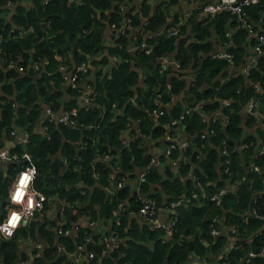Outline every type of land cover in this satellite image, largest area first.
<instances>
[{
    "label": "trees",
    "instance_id": "1",
    "mask_svg": "<svg viewBox=\"0 0 264 264\" xmlns=\"http://www.w3.org/2000/svg\"><path fill=\"white\" fill-rule=\"evenodd\" d=\"M6 2L7 0H0V14L6 13L4 7ZM113 3L114 0H80V5L76 6L68 3V0H52L48 6L44 7L42 0H31L32 6L16 7L10 24H6L0 18V36L2 37L0 42V148L3 147L4 138L8 139L9 133L14 128L21 127L22 131L29 134L28 145L15 147L10 150V154L27 153L31 156L36 168L34 189L48 198L56 196L70 206L65 213L68 225L78 222V219L85 214L90 215L92 221L99 219L104 223L118 215L119 205L128 198V190L123 187L121 190L115 191L113 196H106L104 189L110 185L109 176L115 173L119 178L127 179L128 174L142 170L148 165L151 157L141 147L143 138L149 136L150 133L149 116L145 112H147L146 109L151 108V97L159 87L162 92L160 94H163L167 100L164 87L166 81L164 75L159 72L158 63H154V60L172 52L175 40L159 38L156 44L154 41H147V46L153 44L151 57H147L141 51L134 52L135 57L126 54L125 38L128 33L126 36H120L114 47L105 46L103 44L105 28L112 25L118 27L123 21L119 14V8ZM263 5L264 0L257 5L245 8L244 14L249 23L253 25L254 31L264 35ZM151 13L154 14L149 20L148 28H145L144 31L155 33L156 29L164 25V14L162 9L152 10L147 4V0H143L141 14L146 17ZM212 19L214 21L211 24L215 25L221 44L223 46L229 43L232 45L228 54L233 57V63L237 67H241L248 56L245 49L242 48V44L246 45L252 39L248 38L249 35L243 29H236L231 39L226 37L225 25L229 21L231 27L238 25L237 18L234 16L220 13ZM138 20V15L131 17L133 28L135 26L138 28V23H140ZM29 28H32L33 32L20 37L19 30L24 31ZM200 28L201 26H198V29L196 27V32L201 40L204 37ZM141 42L142 39L139 44ZM185 43L181 40L178 47V57H182L184 62H187L189 56L196 57L199 51L205 52L209 49L208 44L200 47H197V44L186 47ZM74 44H78L79 49L74 48ZM105 51L108 55L121 56L123 59L122 63L116 64L112 68L107 77L103 76L101 70L108 60L106 58L97 62L93 60L94 57L100 56ZM56 56L62 57L68 67L87 64L90 61V67L97 77V96L94 98L91 108L76 113L75 128L63 125L55 126L54 123L43 120L45 134H35L33 130L42 120L44 107L57 112L64 106L67 113L75 108L74 104L70 107L61 101L60 89L63 75L58 72L59 63ZM131 58L136 63V67L141 71L148 72V77L143 83V90L137 89L136 94L132 88L137 83V77L130 71L128 64L132 60ZM45 62L47 64L43 65ZM222 62H204L202 70L199 71L201 73L197 75V87L201 83L209 84L218 76L225 68L224 61ZM39 64L40 71L35 74L31 71V67ZM9 65L23 67L24 73L20 74L14 69H8ZM174 82L173 92L184 88L183 83ZM238 82L236 80L224 85L220 99L226 96H236L234 94ZM252 83L264 85V58L258 62L257 70L251 72L249 84ZM157 93L159 92L157 91ZM241 94L243 95L239 96L237 100L243 104L252 95V91L246 90ZM209 98L211 97L209 96ZM258 98L264 99V96ZM113 106H116L123 114L118 115L116 111H113ZM136 106L138 109H135ZM260 106L264 113L263 100H261ZM100 109L104 111L103 120H100ZM176 109L171 112V115L167 113L164 116V123L178 117L181 108L176 107ZM234 109V115L230 118L231 124L226 129V137L218 127H214L216 135L214 142L216 145L220 144V147L222 142L225 143L226 148L230 149V154L233 153L234 146L247 136L243 128L244 123L246 122L245 129L248 133L253 132L254 129L251 121L246 120L242 114L240 116V108L235 106ZM189 121L193 129H201L196 116ZM132 122H137L140 138L135 139L130 148H123L121 137L132 126ZM96 123L100 124V131L103 132V136L99 140V132H83L82 130L81 133L80 125L85 128L87 125ZM163 130L151 129V138L163 136ZM226 138L232 140L233 144L231 145ZM246 141L248 142V140ZM158 143L159 141H157V145ZM199 147L204 148L206 156L195 175L199 177L200 183L206 186L207 179L208 181L218 179L219 172L216 170V164H218L219 157L214 149L209 145L206 146V142H199ZM173 153L174 156L175 153L178 154L177 152ZM251 154H253V149L244 155L246 157L245 164L249 159H253ZM104 155L117 157L112 161V168L99 161ZM237 157L236 154L232 156V171L234 172H231L230 175L233 182L238 183L239 191L230 194L229 198H224L221 208L205 201L204 204L208 206L204 209L193 206L186 210H177L176 227L169 240L163 238V233L160 231L152 232L148 228L131 229L125 247L114 254L113 258L119 259L120 264H188L192 253L205 258L216 256L222 251L226 238L212 239L209 226L211 219L222 217H225L226 224L235 225L241 232L245 230V233L243 231L240 234V237H245L244 240H248L246 236L256 234L251 244H237V250L229 256L230 264H245L242 263V259L249 251L258 254L264 247V230H261V222L257 219L245 221L238 217L249 208L252 191L262 192L264 190V159L256 160L262 171L261 175H256L248 168L247 172L242 166L239 168ZM6 168V176L0 172V199L3 200L7 197L11 182L19 170L18 166L14 164L7 165ZM187 171L188 168L182 169L180 173L184 174ZM165 174L167 180L163 183L160 182L161 177L157 171H153L147 177L146 183L140 188V194L129 198L130 207L127 214L129 211L138 212L142 206V196L158 183H162L161 192H158V195L154 193L149 195V200L156 202L158 206L182 196H188L195 190L194 181L181 184L176 174H173L171 170H166ZM181 176L185 177V175ZM78 185L86 189L85 197L80 195ZM208 190L210 193L214 192V188ZM124 215L125 213L120 220L123 225V219L126 218L125 216L122 219ZM2 220L3 218L0 217V223ZM52 224L50 222V227ZM36 225V222H31L28 228L19 230L12 240L2 243L0 261L3 264H19L26 258L22 254L19 255L17 242L21 238H32V231ZM117 228L120 233V226L116 225L113 228L112 225V231ZM39 232L48 243L49 248L45 251V259L50 261V264H73L66 256L60 254L51 232L45 234L42 229ZM88 236L86 232H82L75 242L69 238L59 237V243L65 248L66 254H71L78 245L84 243ZM188 242L192 244L191 249L187 245ZM149 244H151L150 247ZM89 249L95 257L99 256L102 250V248L93 247ZM40 261L36 260L34 264H45L44 261ZM223 263H225L224 259L220 261V264ZM103 264L111 263L104 261ZM251 264H264V258L256 259Z\"/></svg>",
    "mask_w": 264,
    "mask_h": 264
},
{
    "label": "built area",
    "instance_id": "2",
    "mask_svg": "<svg viewBox=\"0 0 264 264\" xmlns=\"http://www.w3.org/2000/svg\"><path fill=\"white\" fill-rule=\"evenodd\" d=\"M52 0H42V5L48 6ZM128 1V0H127ZM126 0H114V5L119 8V14L122 16L126 14V17L123 19L120 26H111L112 32L119 38L120 36H125L128 30L132 27L131 17H135L138 15V19H144L145 16L141 14V7L130 11V5L127 4ZM194 3L205 2L207 0H190ZM262 0H212V3L203 6L201 11L205 15L206 18L212 19L216 15L220 13H228L237 18L238 25L237 29H243L247 32L250 38H255V44L252 48L250 55L246 57L245 63L240 67L239 74L247 85V91H252V95L248 97L243 104L238 103L235 100H226L223 101L219 99L222 103V113L219 116H213L212 119L209 120L210 126H206L208 131L205 132L199 139V142H208L209 146L214 150H218V164H216V170L219 172L217 174L218 181L217 184L214 185V192L210 193L208 189H206L201 183L199 177L195 175L196 170L194 166L189 170L188 173H191L188 177H192L195 182V190L192 191L188 196H182L179 199H175L173 201H169L164 203L162 206H158L156 202H142V206L140 207L137 216L140 217L142 221V225L146 226L149 231L157 232L160 231L163 233V238L169 240L174 233L177 217L176 212L180 209H188L190 207L196 206L200 209L203 207H207L204 202L208 201L210 204H213L215 207H222V201L226 198H229L230 194L239 191L238 183H234L232 177L230 175L233 166L232 156L234 154L238 155L237 160L239 161V168L242 166L247 172V168L256 175H261L262 171L256 162V160L264 159V113L261 111V100L258 97L264 96V85L262 83H252L249 84V77L251 72L257 70L258 62L264 58V35L260 32L254 31L253 25L249 23V21L245 18L244 9L257 5ZM68 3L73 5H80V0H68ZM7 7L11 6L16 8L17 6H32L31 0H7ZM149 19L143 22L141 27V31L144 32L145 28L149 26ZM14 29V28H13ZM180 24L175 23L170 27H167L162 34H148L145 36L147 32H144L145 40L138 45L136 51L143 52L147 57H151L153 54V44L147 46V41H154L156 44L157 39H168L176 38L179 34ZM33 32L32 28L27 30H19L20 37L27 36ZM228 39H231V35L226 34ZM2 41V37L0 36V42ZM135 51V52H136ZM214 60L227 61L229 63H233V57L227 53L217 54L212 57ZM56 60L59 63L58 72L62 74L63 80L67 82L68 88L73 92H78L80 89L78 87L82 78L88 74L90 71V67L86 64H80L77 66L68 67L66 66V61L60 57L56 56ZM125 63H127L125 61ZM32 65V64H31ZM8 69H14L18 73H24L23 67H17L16 65H9ZM31 71L37 74L40 71V64L33 65L31 67ZM29 71V70H28ZM94 95L91 99H86L85 104L87 106L93 105L94 98L97 96V93L94 92ZM160 94H156L154 97H159ZM237 95H243L238 93ZM235 106L240 108L241 112H244L246 120L251 121L254 126L253 132L248 133L245 129V124L243 128L245 130V134L247 135L245 138L240 140L238 144L234 146L233 153L230 154L229 150L226 148V144H223V147H219L218 149L214 148L216 143L214 140L216 139L214 127H218L221 132H226V129L231 124V117H233L235 112ZM190 111L186 112L188 115ZM163 115V112L153 110L151 116L160 117ZM53 111L48 109L46 111V118L50 123L59 124L67 127H74L76 123L74 119L76 118V113L69 112L66 113L58 122L54 121ZM185 115L178 116L172 123L169 129H165L167 135L165 136V143L167 146L164 150L159 148L157 145V140L151 138L150 136L144 137L143 142L145 143V147L142 148L147 149L148 151L156 152L159 154L160 158L156 157L150 161V166L141 172L139 177V191L141 185L146 183L147 177L158 169L160 171L171 170L173 174L179 172V167H186V165L192 163L193 165L197 163L196 168L199 169V165L204 162L205 153L204 148H200L199 153H192L189 150L187 143H182L177 145L175 143L174 130L176 127L183 124L185 119ZM218 125V126H215ZM221 125V126H220ZM46 129L42 125V133L45 134ZM137 131V130H136ZM169 131H171L169 133ZM22 133H16L11 131L9 136L12 138V149L15 147H26L29 143V134L25 131ZM261 136V137H260ZM137 138H140V134L138 132ZM253 139V140H252ZM248 140V142L246 141ZM254 141V142H253ZM258 144V145H257ZM253 149V159H249L245 164L244 157L247 152ZM173 152H177L178 154L174 156ZM117 157H113V155H104L99 161L108 165V163L114 160ZM231 158V159H230ZM241 163V164H240ZM0 164L7 166L14 164L18 166L19 170L17 174L14 176L11 185L8 189V205L6 206V213L2 222L0 223V239L4 242L12 240L16 236V233L23 229L28 228L29 224L36 219V216L43 214L46 212L47 207L50 205L58 204L59 206V234L64 238H78L80 233L85 232L86 229H91L94 226V221L91 220L90 215H82L78 222L68 225L65 213L70 206L64 203L62 200H59L56 196H52L50 198L46 197L43 193L38 192L34 189L33 183L36 178V168L31 160V156L27 153H23L21 155L18 154H10L7 151H0ZM201 171V170H200ZM187 173V174H188ZM113 176V177H112ZM110 177V187L107 188L108 195L113 196L115 191L121 190L125 184V178H119L115 173ZM23 177H27L24 185H21L20 181ZM96 177V176H95ZM112 179V182H111ZM185 177L180 176L179 182L184 183ZM219 182V184H218ZM264 186V183H263ZM17 191L23 193V197L19 199H14L16 197ZM139 195V193H138ZM225 198V199H224ZM31 201V203H29ZM122 205L119 206V213L113 219L110 220L111 225L116 226L119 225V221L117 218L126 213L124 208H121ZM13 216L18 217V219L13 220ZM240 219H244L245 221L248 219H257L261 222V230H264V190L262 192L252 191L250 196V206L247 210L243 211L242 214L238 217ZM210 236L212 239H221L226 238L225 243L223 244V249L216 256L205 258L200 257L194 253H192L189 257L188 264H220L221 260H225L223 264H230L229 256L237 250L236 246L238 243H245L247 245L251 244L253 238L256 234L246 236L248 240H244L245 237H240L241 230H238L235 225L226 224L225 217L213 219V222L210 220ZM226 224V226H224ZM215 229L216 233H212V230ZM241 238V239H240ZM118 239L112 231L106 236H100L97 240H95L93 248H102L99 256L94 255L92 251L88 248L90 253L84 254L85 248L82 245H78L75 250L77 252L73 255V261L76 264H88L94 261L96 258L100 257L105 259V257H109L110 255L116 253L119 249ZM119 240V239H118ZM244 240V241H243ZM112 242V243H111ZM42 250L40 245H37L34 252ZM25 259L20 261L19 264H31L30 259L35 258L34 253L30 255H25ZM264 258V247L260 250L258 254L249 251L245 256H243L242 263L251 264L252 261L256 259ZM0 264H3L0 261Z\"/></svg>",
    "mask_w": 264,
    "mask_h": 264
},
{
    "label": "crops",
    "instance_id": "3",
    "mask_svg": "<svg viewBox=\"0 0 264 264\" xmlns=\"http://www.w3.org/2000/svg\"><path fill=\"white\" fill-rule=\"evenodd\" d=\"M142 1L143 0H128L127 4L130 5L129 12H131L134 9H137L138 7L139 8L142 7ZM210 3H212V0H207L205 2H200V3H194V2H191L190 0H147V4L151 7L152 10L162 9V12L165 18L164 25H162L161 27H159L158 29L154 31L156 32L155 35L162 34V32H164L165 29L167 27H170L172 24H175V23L180 24V30H179L178 36L176 38H169V40H175L174 49L172 50V52L165 54L162 57H159L154 60V63H158L159 68H160L159 72L161 75H164V79L166 81L165 82L166 85L164 87H165V93L167 96V100L164 98L163 94H160L162 93L161 87H159L158 89H156V91H154L153 97H151V100H152L151 108L149 110L146 109L147 112H145L149 116L148 118V124L150 128L149 136L150 137L152 136L151 129L152 130L153 129L163 130L164 128L169 129L170 127H172L171 123L175 120V118L174 120L172 119L173 121L170 120L168 123H164L163 118L167 113L171 115L172 111L177 110L176 107L177 108L180 107L181 112L177 116L185 115L186 117L183 121V124L180 126L178 125L176 127L177 129L174 130V133H175L174 141L175 143H178L177 145L182 144V143H187V146L189 148L188 151L192 153L200 152L199 139L205 132L208 131V128L211 123L209 122V120L212 119L213 116L221 115V113L223 112L222 103L218 100L221 97L220 93L223 92L224 85L230 84L231 82H235L236 80L239 81L238 84L236 85L235 94H234L237 97L236 96H226L224 98H221V100L223 101L227 100L225 98H228V100L238 101L237 99L240 95H237V94L238 93L241 94L245 92L247 89V85H248L244 82V79L241 77L242 75L241 76L239 75L241 74L240 67H237L234 63H229L227 61H224L225 68L218 76H216L211 81L212 83L211 82L209 84L201 83V85H198L197 87V83H196L197 75L199 71L202 70L203 63L206 61L222 62L221 60L219 61L214 60L212 59V57L217 54H223V53L228 54L232 46L230 43L227 44L226 46H223L221 44L216 27L214 24H211L214 21V19L211 20V19L206 18L203 12L201 11V8L203 6H206ZM4 7H5L6 13L0 14V18H2L6 24H10L12 21V14L14 13V10L16 8L11 7V6L7 7V5H5ZM263 9H264V5H263ZM263 13H264V10H263ZM153 14L154 13L148 14V16H146L144 19H141L140 23H138L139 24L138 28L137 26H135V28H133L132 26L128 30L127 38H125L126 39L125 52L127 50V53H126L127 55L129 54L130 56L135 57V55L133 54L136 51L141 39L143 41L145 40L146 35L153 33L151 31H144V32H147L144 36L143 34L144 32L141 31L143 22L151 18ZM125 17H126V14H123L122 18L124 19ZM198 26H201L200 30L203 31L204 39L200 40L198 38V33L196 32V30L198 29ZM225 28H226V31H225L226 34H229L231 36L234 35V32L237 29V27L235 26L231 27L230 21L225 25ZM248 38L250 40L252 39L253 41H255L254 37L253 38L248 37ZM117 39L118 37L115 35L114 32H112L111 27L105 28L104 37H103V44L105 46L114 47ZM181 40L186 42L185 43L186 47H189L195 44H197L196 45L197 47H200V46H204L208 44L209 49L205 50V52L199 51L196 57L189 56L187 62H184L182 57L181 58L178 57V53H179L178 41H181ZM251 41H248L246 45L245 43L242 44V48L245 49L244 51H246V54L248 55H250L252 48L254 47V43H255ZM94 58L93 60H95L96 62L99 60H103L105 58L108 60V63L104 64L101 70L103 76H106V77L110 75L112 68L115 67L116 64H120L123 62L122 61L123 59L121 58V56L114 57V55H108L107 51H105L100 56L94 57ZM46 64L47 63L45 62L43 65H46ZM128 64H129L130 71L134 73V75L137 77V83L132 88V91L136 94L137 89L143 90V86H144L143 83L145 82V79L148 77V72L141 71L138 67H136L137 65L133 61V59ZM86 65L90 67V61ZM174 81L183 83L184 88L179 91L176 90V92H173L174 87H175ZM67 85H68L67 82L63 80L62 87L60 89L61 101L64 105L67 104L70 107L74 104L75 108H72L70 112L77 113V112H80L81 110L86 111L87 108L92 107V105L87 106L85 104V100L91 99L92 96L94 95L93 93L96 92L97 77L94 74V70L91 67H90V71L88 72V74L84 76L81 82L79 83L78 87L80 90L78 92L73 93V91H71ZM157 91L159 93H157ZM156 94H160L159 97L157 96L155 98L154 96ZM209 96L211 98H209ZM238 103L240 102L238 101ZM113 108H114L113 111H116L118 115L123 114V112L119 111L118 108H116V106H113ZM135 109H138V107L136 106ZM47 110L48 108H45V107L43 108L42 120L38 123L37 126L34 127V130H33L35 134H40V132L42 133V121L45 120L46 118ZM153 110L161 111L163 112V115L157 118L155 116H151ZM187 111H190L188 115H186ZM66 113L67 112L64 110V106L61 107L59 111L53 112L54 121L58 122ZM243 113L244 112L240 111V116L241 114L243 116ZM103 115H104V111L100 109V120L101 119L103 120ZM195 116L198 118L200 126H201V129L199 130L193 129L192 124L189 121V119ZM244 124L246 125V122ZM54 125L59 126V124H54ZM206 126H208V128ZM215 126H218V125H215ZM75 127L76 126L70 127V128H75ZM79 128L81 132L82 130L83 132L84 131L86 132L93 131L96 133L99 132L98 140L99 138L103 136V132L100 131L99 123H96L90 126L87 125L85 128L82 125H80ZM164 130L162 131L164 132V135L163 136L161 135L162 136V137L160 136L161 138L160 137L154 138V139H157V141H159L158 147L162 148V150H164L167 145V143L163 141L165 140L164 138L167 135V133ZM12 131L19 133V134L22 133L21 127L14 128ZM170 132L171 131H169V133ZM221 133L224 136L226 135L225 134L226 132H221ZM137 136H138V124L137 122H132V126H130L123 133L121 137L122 147L130 148L133 142L135 141V139H137ZM226 140H228V142L231 145L233 144V141L230 140L229 138H226ZM12 142L13 141H12V138H10V136H8V139L4 138L3 147L0 148V151L10 152V150H12L13 148ZM208 144L209 143L207 142L206 146ZM221 146H223V142L221 143ZM228 150L230 151V149ZM215 151L216 153H218V150H215ZM146 154L151 157V160L155 159L156 157L160 158L159 154L156 152L148 151ZM63 162L65 163V160ZM195 165L197 166V163H195L194 165L190 163L186 165V167H179V172L176 173L178 181L181 175H185L184 183H186L187 181H193L192 177L190 178L188 177L191 174L188 172L189 170H191L193 166H194V169L198 172V169L196 168ZM106 166H109L110 168H112V162L110 161L108 165ZM149 166H150V162L148 163L146 167H144V169L136 170L134 173L128 174V177L126 179V184L124 186L128 190V198L126 199L125 202H122L120 204L122 205L121 208H124L126 212L125 215L122 217L123 219L126 216V218L123 219L124 225H123V222L122 223L120 222L121 218L120 217L117 218V221H119V226H120L119 229H121L120 233L118 232V228L112 231V225L110 221H107L106 223H104L102 220H99V219L95 220L94 226L91 229L85 230V232L89 236L82 244V246H84L85 248L84 254L90 253L88 251V248L93 247L95 240H97L100 236H106L107 234L109 235L111 231L119 239V240L118 239L116 240V242L117 241L119 242V245H118L119 249L116 251V253H118L125 247L127 240L129 239L128 234L131 231V229L133 230H137V228L141 230L145 228L147 229L146 226L142 225L143 223L140 217L137 216L138 212L133 213L129 211L128 214L127 212L130 207L129 198L131 196L133 197L134 195H137L138 193L140 194L138 182L140 180L139 177L141 175V172L144 171ZM187 168H188V171L186 173L184 174L180 173V170L187 169ZM6 169H7L6 166L0 164V172H3L4 176H6ZM155 170L159 172L158 169H155ZM165 171L163 170L159 172L160 174L159 176L161 177L160 182L162 183L167 180ZM113 174L114 173L110 174L109 181H110V177ZM202 176L205 177L204 174H202ZM217 181H218L217 178L214 181H208L207 179V182H206L207 184L206 186L205 185L204 186L206 189L214 188V185L217 184ZM111 182H112V179H111ZM162 183H158L157 186L156 185L155 187L153 186L147 193H145L142 196V202L150 201L149 195L151 193L158 195V192H161ZM78 186H79L78 189L80 191V195L82 197H85L86 189H84L83 186H80V185ZM104 192L106 193V196H109L107 188L104 189ZM162 196L164 198L163 194ZM7 197H8V192H7ZM7 197L4 199L6 200V203L4 204L3 216L1 218H4V215L6 213V206L8 205ZM0 200H3V199H0ZM82 208H83V205H82ZM58 212H59L58 204H54V205L49 204L46 212L44 213L45 215L40 214L39 216H36V219L33 221V222H36L37 225L32 231V234H33L32 238L28 237V238H21L20 241L18 240L17 244L19 248V255L22 254L24 257L25 255H30L32 253H34V256L36 255L35 258L30 259L31 264H34L36 260H41V261H44L45 264H50V261H47L45 259V251L49 248L48 243L45 240L44 236L40 234L39 232L40 229H42L45 234L46 233L50 234L51 232L54 235V242L56 245H58L60 254L63 253L64 256H66L67 258L71 257L70 259L68 258V260L71 261L73 264H76L73 261V255L77 252V250H74L71 254H66L65 248L62 246V244L59 243V237H62V236L59 234V213ZM50 222L53 223L52 227H50ZM69 239H71L72 242L76 241V238L74 237L73 238L70 237ZM2 243H4V241L0 239V246L2 245ZM37 245H40L42 250L34 252ZM150 246L151 244H149V247ZM114 254L110 255L108 258L105 257V259L98 257L94 261L88 264H103L104 261L106 263H111V264H120L119 259L113 258ZM124 264H129V263H124Z\"/></svg>",
    "mask_w": 264,
    "mask_h": 264
},
{
    "label": "water",
    "instance_id": "4",
    "mask_svg": "<svg viewBox=\"0 0 264 264\" xmlns=\"http://www.w3.org/2000/svg\"><path fill=\"white\" fill-rule=\"evenodd\" d=\"M179 42L180 41H178V44H179ZM74 48L79 49L78 44H74ZM5 203H6V200H0V217L3 216V207H4V204ZM187 245H188L189 249H191L192 244L191 243H188ZM61 255L64 256L63 253H61ZM68 258L70 259L71 257H68Z\"/></svg>",
    "mask_w": 264,
    "mask_h": 264
},
{
    "label": "snow or ice",
    "instance_id": "5",
    "mask_svg": "<svg viewBox=\"0 0 264 264\" xmlns=\"http://www.w3.org/2000/svg\"><path fill=\"white\" fill-rule=\"evenodd\" d=\"M27 180V177H23L20 181L21 185H24L25 181ZM23 197V193L17 191V194H16V197H14V199H19V198H22ZM29 203H31V201H29ZM13 220H16L18 219V217L16 216H13L12 218Z\"/></svg>",
    "mask_w": 264,
    "mask_h": 264
},
{
    "label": "rangeland",
    "instance_id": "6",
    "mask_svg": "<svg viewBox=\"0 0 264 264\" xmlns=\"http://www.w3.org/2000/svg\"><path fill=\"white\" fill-rule=\"evenodd\" d=\"M141 147H142V148L145 147V143H144V142L142 143ZM219 147H220V144L214 145V148H215V149H218ZM144 151L147 152V149H144ZM204 208H205V207H203L202 209H204ZM211 221L213 222V219H211ZM224 226H226V224H225ZM212 233H213V234H214V233L217 234V231H216L215 229H213V230H212ZM189 242H190V241H189ZM189 242H188V243H189Z\"/></svg>",
    "mask_w": 264,
    "mask_h": 264
}]
</instances>
